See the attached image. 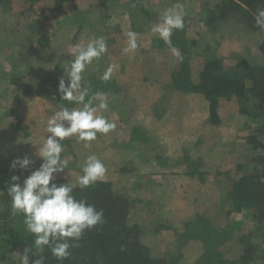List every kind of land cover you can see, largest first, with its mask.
<instances>
[{
    "label": "rangeland",
    "instance_id": "obj_1",
    "mask_svg": "<svg viewBox=\"0 0 264 264\" xmlns=\"http://www.w3.org/2000/svg\"><path fill=\"white\" fill-rule=\"evenodd\" d=\"M8 1L4 9L0 6V264H22L24 248L34 241L33 235L26 233L22 214H12L7 195L11 177L19 175L22 183L31 170L39 167L42 161L36 152L47 135V119L61 105L78 107L55 97L51 83L54 80L59 82L60 77L66 75L64 70L74 58L73 53L77 52L76 44L86 46L90 40L100 36L106 39L108 52L87 68L82 83L89 88V95L97 91L107 95L109 108L103 115L114 121L116 128L107 135L98 134L97 140L88 148L77 143L74 137L66 139L62 142L65 149L62 157L67 158L69 164L81 167L88 155L96 154L107 168L104 179L111 181L114 191L140 199L136 206L140 219L154 206L150 198L158 197L176 228L158 235L156 244L149 248L148 253L165 258L177 254L181 249L179 233L186 221L181 218L194 211L186 208V198L191 196L186 183L191 177L186 175L190 170L188 162L183 159L182 141L188 139L192 144L198 135L201 137L204 133L203 140L217 141L216 132L217 135L224 134L221 136L223 142L231 141L238 122L231 128L219 126L207 130L196 121L208 110V102L202 94L194 96L193 110L179 120L172 118L163 107H156L152 114L141 111L130 114L123 103L122 84L144 55L156 64L165 62L161 68L157 67L158 72H165L171 66L169 62L173 58L171 51L166 49L168 44L154 35L151 28L161 22L164 11L177 2L183 5L186 37L191 41H204L198 47L205 50L208 45L212 56L218 57L226 67L237 62L236 55L258 56L259 46L264 41V28L253 31L233 21L210 35L206 34L200 14L195 10L200 4L208 8L220 0H76L75 6L68 3L55 13L45 11L43 14L39 8L48 0ZM42 16L47 19H41ZM129 31L138 34L140 46L135 52L113 54L110 44L120 41L126 45V33ZM121 57L125 61L122 62ZM109 65L115 66L112 77L103 81L100 77ZM40 67L45 71H36ZM65 80L67 82L66 76ZM254 105L253 108L256 107ZM237 110L236 104L220 109L228 117L236 114ZM240 117L248 123L246 115ZM238 132L244 136L242 129ZM251 132L249 129V134ZM249 146L241 142L238 154L247 157L254 154ZM260 152L264 153V150ZM26 154L35 161L32 169L26 174L20 169H12V161ZM154 155L158 159L152 158ZM125 164H131L137 174L131 178H119V167ZM161 170L167 171L169 180L164 181L159 173L154 175ZM140 172L142 180L133 185V178ZM262 173L264 176V168ZM150 174L154 177L150 178ZM127 179L133 180L128 182ZM215 193L217 190L211 194ZM148 195L150 198L145 197ZM166 202H171L169 209ZM250 225L258 235L257 244L263 247L264 228H260L253 219H250ZM190 248L193 250H188ZM199 250L200 246L192 241L186 244L183 256L186 264L193 262ZM36 258L30 255V264Z\"/></svg>",
    "mask_w": 264,
    "mask_h": 264
},
{
    "label": "trees",
    "instance_id": "obj_2",
    "mask_svg": "<svg viewBox=\"0 0 264 264\" xmlns=\"http://www.w3.org/2000/svg\"><path fill=\"white\" fill-rule=\"evenodd\" d=\"M8 3V0H0L1 8ZM68 3L75 6L76 0H48L39 9L41 14L55 13ZM260 9H264V0H220L208 8L200 4L195 12L200 14L206 34L210 35L233 21L253 31L262 29L257 25ZM41 19L47 18L42 16ZM171 41L172 46L166 49L171 51L173 59L165 72H158L157 68L165 62L156 64L144 55L128 75L122 84L125 110L130 114L137 111L152 114L156 107H163L172 118L179 120L193 110L194 96L202 94L209 110V124L204 126L211 130L220 126L218 111L236 104L238 112L248 119L247 127L252 132L245 136V141L255 152L248 157L235 156L228 169H215L212 182L217 193L197 195L194 217L183 223L179 233L181 249L168 258L148 253L158 235L173 229L164 203L158 197L145 196L153 200L154 206L140 219L136 207L140 199L114 191L111 181L97 182L83 191L75 189L73 195L77 199H87L104 210L105 222L86 231L79 246L71 249L72 255L63 264H186L183 256L189 241L200 246L191 264H264V246L257 244L258 235L250 225L253 219L264 228V153L260 152L264 150V41L259 46L258 56L236 55L237 62L231 67L212 56L208 45L201 50L198 45L204 41L189 40L183 29L174 30ZM125 46L124 42H114L110 44L111 52L119 54ZM172 47L179 50L182 60L173 55ZM36 71H45V68H36ZM58 84L54 80L51 86L55 97L60 98ZM204 137L205 133L201 134V139ZM194 172L195 169L191 171ZM81 174V167L69 164L56 182L75 183ZM118 174L119 178L126 179L137 173L131 164H125L119 167ZM41 255L45 264H61L47 248Z\"/></svg>",
    "mask_w": 264,
    "mask_h": 264
},
{
    "label": "clouds",
    "instance_id": "obj_3",
    "mask_svg": "<svg viewBox=\"0 0 264 264\" xmlns=\"http://www.w3.org/2000/svg\"><path fill=\"white\" fill-rule=\"evenodd\" d=\"M257 25L264 28V9L258 11ZM183 28V5L177 2L164 11L161 22L155 24L151 31L172 46L173 31ZM126 35L127 44L123 52H135L140 46L138 34L129 31ZM75 48L77 52L73 53L74 58L64 70L67 82L65 76L60 77L58 92L62 101L78 107L61 105L47 119V135L36 152L42 162L24 177L22 183L19 175H13L7 187L12 214H22L26 233L34 237L21 254L22 264H30V255L38 257L31 264H45L44 256L39 255L45 248L63 264L72 255L71 249L79 246L85 232L105 222L102 208L98 209L87 199H77L73 195L77 188L83 191L103 182L107 168L96 154L85 158L81 165L82 174L76 177L75 183L56 182L57 176L64 173L69 165V160L62 157L65 150L63 141L74 137L77 143L88 148L97 140L98 134L107 135L116 128L115 122L103 115L109 108L107 95L99 91L89 95V88L82 83L87 68L108 52L106 39L100 36L90 40L86 46L76 44ZM172 51L174 56L183 59L178 49L172 47ZM114 67L109 65L100 79L110 80ZM34 164L35 161L26 154L15 158L11 168L29 171Z\"/></svg>",
    "mask_w": 264,
    "mask_h": 264
},
{
    "label": "crops",
    "instance_id": "obj_4",
    "mask_svg": "<svg viewBox=\"0 0 264 264\" xmlns=\"http://www.w3.org/2000/svg\"><path fill=\"white\" fill-rule=\"evenodd\" d=\"M218 115L221 119L220 127H224V128L230 127L231 128V126L235 125V123L238 122V124H236L235 126L236 133L233 132L231 141L223 142L222 137L224 136V134L219 133L218 134L219 136L217 135V138L219 137V140L221 138L220 141L219 140L217 141L203 140L201 139L200 135H198L197 136L198 139H196L195 142H193L192 144L191 142H189L187 138H186L187 140L184 139L181 144V147L184 150V156H183L184 161L186 163L188 162L187 164H189L190 171H193V169H195L196 171L194 173H191L190 171L186 172V175L191 177V180L189 182L187 183L185 182L187 184L186 185L187 189L190 191L189 193H191V196L186 198L187 200L186 208H188L189 210L191 209L192 211L194 209V211L192 213L187 214V216L181 218L183 221L193 219L194 213H195V198L197 197V195L203 194V193L211 194V193L216 192L217 188L212 182L215 169L216 168H226V169L230 168L232 165V159L235 156H239L240 154L241 142L244 145H247V146L250 145L249 143L245 141V136L249 134V129L247 127V123L244 122V118L240 117L242 114L237 112L231 117L230 116L228 117L224 115L223 111L219 110ZM196 121L201 122L203 126L209 124V110H207V113H203L200 116V120L196 119ZM241 129H242V132H244V136L237 134L238 131L241 132ZM249 147H251V145ZM152 158L158 159L157 155H154ZM166 173L167 171L165 172V170H161V171H156V173L154 172V175L157 176L158 174L159 176H161V178H163L164 181H167V179L169 180V178L167 177ZM154 175L150 174L149 177L153 178ZM192 176H197V178H193ZM142 178H143V175L140 172L136 177L133 178L134 180L127 179V181L130 182L133 180V185H135L139 183L142 180ZM167 199L168 197H166V200ZM166 204H168V202H166ZM169 204H171V202ZM169 204L167 206L168 209L170 207ZM174 228H176L175 225H173V229Z\"/></svg>",
    "mask_w": 264,
    "mask_h": 264
}]
</instances>
